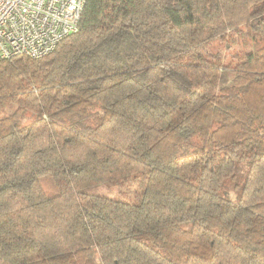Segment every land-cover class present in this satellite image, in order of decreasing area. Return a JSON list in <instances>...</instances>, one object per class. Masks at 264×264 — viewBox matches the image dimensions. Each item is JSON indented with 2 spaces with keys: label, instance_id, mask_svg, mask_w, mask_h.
<instances>
[{
  "label": "trees",
  "instance_id": "trees-1",
  "mask_svg": "<svg viewBox=\"0 0 264 264\" xmlns=\"http://www.w3.org/2000/svg\"><path fill=\"white\" fill-rule=\"evenodd\" d=\"M0 264H264V0H87L0 57Z\"/></svg>",
  "mask_w": 264,
  "mask_h": 264
},
{
  "label": "built area",
  "instance_id": "built-area-1",
  "mask_svg": "<svg viewBox=\"0 0 264 264\" xmlns=\"http://www.w3.org/2000/svg\"><path fill=\"white\" fill-rule=\"evenodd\" d=\"M87 0H0V57H44L79 30Z\"/></svg>",
  "mask_w": 264,
  "mask_h": 264
},
{
  "label": "rangeland",
  "instance_id": "rangeland-1",
  "mask_svg": "<svg viewBox=\"0 0 264 264\" xmlns=\"http://www.w3.org/2000/svg\"><path fill=\"white\" fill-rule=\"evenodd\" d=\"M255 47L258 48L261 46L262 42L259 39H255ZM241 42L237 41L236 45V49H241L242 47H240V45L242 46V44H240ZM251 47L248 48V50H250ZM42 184L43 187L46 191V193L50 196L55 195L58 193V188L57 186L54 184V182L52 181L51 177L49 176H45L42 178ZM90 192L93 193H97V194H101V195H106L109 197H122L121 193H120V188L117 185H111V184H100V185H96L91 187ZM237 192L232 189L231 187H229V190L227 191V196L231 197V198H236L237 197Z\"/></svg>",
  "mask_w": 264,
  "mask_h": 264
}]
</instances>
